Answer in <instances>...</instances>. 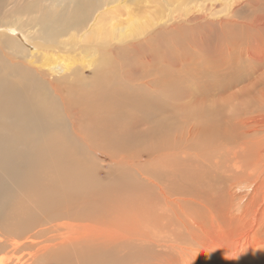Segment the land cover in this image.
I'll list each match as a JSON object with an SVG mask.
<instances>
[{
  "label": "bare ground",
  "instance_id": "1",
  "mask_svg": "<svg viewBox=\"0 0 264 264\" xmlns=\"http://www.w3.org/2000/svg\"><path fill=\"white\" fill-rule=\"evenodd\" d=\"M42 1L39 12L48 11L57 15L61 21L68 23L65 30H58L53 22L46 26L42 24L41 29L35 30L36 24L31 21L27 27L21 26L15 33L21 32L27 38L38 35L41 53L67 40L70 48L79 56L85 55L82 56L84 60L81 65L91 72L82 71L81 77L92 74L93 85L90 91L87 90L89 84H86L79 92H73L72 87L67 92L70 97L73 93L85 94L84 102L80 95L77 97L78 105L81 103L80 106L84 107L81 117L87 120H93L96 115L111 118L110 112L106 111L109 108L124 112L125 122L133 120L136 111L147 103L149 92L160 91V86L168 87L169 82L163 78L164 65L160 60H169V56L164 54L158 58L159 49L163 54L162 46L151 47L155 38L146 32L142 26L144 22L132 16L128 18L126 26L121 27L116 23L115 16L108 21L103 20L110 11L118 13L116 8H111L115 0ZM77 1L93 10V19L84 21L85 24L78 25ZM194 1L193 8L187 7ZM217 1L213 0L215 6ZM178 2L182 3V0ZM183 2L186 6L181 5L184 8L182 15L171 16L169 20L164 15L157 18V24L162 29L175 32L176 26L172 24H177V27L183 28V32L187 30L194 34L202 23H218L222 30L230 25V40L227 42L216 39L209 41L204 37L205 40L196 39L189 43V50L202 56L200 65L204 69L217 65V71H213L216 76H230V89L226 95L218 99L212 94L202 95V98L196 96L179 106L183 113L178 129L185 132L181 135V141L189 143L195 154L190 155L191 159L188 160L187 156H182L187 149L168 139L163 141L153 156L145 160L139 157L141 161L134 162L124 157L118 159L121 154L110 142L93 140L90 148L102 160L109 161L108 165L132 167L135 163L144 164L147 161L153 167V173L147 180L142 173L136 169L134 171L135 178L147 185L132 183L130 173H121L117 177L106 173V191L86 183L85 187L64 194L59 190L60 185L56 186L55 183L69 182L74 185L79 181V177L73 175V161L63 157L64 151L57 138L43 139L44 143H51L50 153L55 155L52 161L45 162L48 168L40 166V169L47 171V178L51 182L45 197L53 203L57 200L63 210L56 214L57 220L50 223L52 232L49 239L42 242L33 239L36 244L32 251H25L31 247V243L15 239L12 254L1 260L0 264H21L24 259L36 260L45 255L44 264H102L104 254L109 256L113 252L108 245L129 241L152 244L155 249L152 264H264V0H228L225 2L227 15L217 18H211L207 13L213 5L204 8L197 0ZM227 22L230 24H225ZM168 23H172L171 26ZM196 24L198 28L195 31ZM104 30L109 32L108 36L100 34ZM8 31L10 38H13V33ZM159 37L161 40L162 37ZM55 39L59 41L57 44ZM94 48L99 56L109 50L110 57L104 61L94 56L87 60V53ZM184 49V46H180L179 51ZM20 50L18 45L16 54ZM165 51L170 50L166 48ZM24 55L23 68L34 75L46 76L48 87L43 80L32 82L24 76L15 80L26 89L33 87L28 99L48 106L40 109V112L49 123L54 117L59 118L53 109L55 102L59 98L65 101L62 90L55 82L59 80L58 77L75 81V75L80 71L71 75L70 65H48L47 61L51 59L43 57L38 60L34 52ZM12 64L21 65L20 62ZM138 66L146 68L138 70ZM118 68L121 70L119 73L116 72ZM154 71H157L156 76L148 75ZM123 81L130 90L124 87ZM3 95L2 107L6 117L15 115L17 123L15 126L0 123V139H6L10 131L21 127L20 116L16 117V104H11L5 93ZM221 102L229 105V109L224 114L223 128L216 135L214 128L219 115L226 108L222 107ZM101 112L104 116H101ZM194 112H203L199 122L192 117ZM70 120L68 114L66 123H70ZM71 124L75 126L74 121ZM91 126L97 134L103 132V137L112 138L107 125L100 126L94 121ZM31 129L33 135L30 139L33 141L39 136L40 128L34 123ZM118 130L122 131L119 126ZM127 130L124 127V131ZM88 133L94 134L91 130ZM75 136L76 133L70 138ZM123 138L115 137L116 140ZM226 145L230 146V155L235 150L232 158L235 166L228 177L221 179L213 170L217 162L196 154L201 149L211 153V149ZM191 166L196 167L192 169ZM30 175L37 178L35 171ZM39 178L42 183L41 175ZM32 181L34 196L38 197L39 187L36 188V181ZM179 236L186 241L182 242Z\"/></svg>",
  "mask_w": 264,
  "mask_h": 264
},
{
  "label": "rangeland",
  "instance_id": "2",
  "mask_svg": "<svg viewBox=\"0 0 264 264\" xmlns=\"http://www.w3.org/2000/svg\"><path fill=\"white\" fill-rule=\"evenodd\" d=\"M197 1L204 8L213 5L207 10L211 18L227 15V3L225 2L228 0L217 1L216 5L218 7L213 4V0ZM40 2L43 3L42 0H0V123H6L11 126H15L17 123L15 115L9 118L6 117L2 107L3 93L10 99L9 102L11 104H16L18 113L16 117L20 116L21 119L20 129L12 130L8 133L6 139H0V261L5 260L12 254L13 246L16 243L15 239L31 243V247L25 249V251H32L35 248L36 243L32 241L33 239L38 242L49 239L52 232V225L50 223L56 221V214L63 210V207L57 200H54L53 203L45 197V192H47L51 182L47 178V171L40 169V166L43 165L48 168L45 162L52 161L55 155L50 153L51 143H44L43 139L47 137L57 138L62 145L61 150L64 151L63 157L72 159L73 161V167H71L73 168V175L75 177L78 176L79 181L74 182V185L69 182L55 183L56 186L60 185L59 190L64 194L71 192L73 189L85 187L84 184L86 183H90L106 191L107 178L104 175L106 173L112 177H117L121 173H130V181L132 183L146 186L145 182L135 178L134 171L136 169V171L142 173L143 178L147 180L148 176L153 173V167L148 165L147 161L144 164L135 163L132 167L108 165L109 161L102 160L90 148L91 141L97 139L106 140L114 146L116 152L121 154L118 156V159L124 157L126 160L139 162L153 156L163 141L169 139V141L184 146L187 149V153L182 156H187V159L190 160V155L195 153L191 151L189 143L181 141V135H184L185 132L178 129L183 113L179 106L186 100L196 96L202 98V95L207 96L208 94H212L215 99H218L226 95L230 89V76H216L213 71H217V65H209L207 70L204 69L200 65L202 56L197 55L193 50H189L191 46L189 43L196 39L205 40V38H209V41L212 39L221 42L229 41L230 25H227V28L222 30L218 27V23L211 25L202 23V27L200 28L196 24L195 31L197 28L198 30L192 34L187 30L183 32V28L177 27V24L168 23L170 26L171 24L173 27L176 26L175 29L177 31L167 32V30L162 29L157 24L159 20L157 18L164 15L169 20L171 16H180L184 9L183 6H186L183 0L182 3H179L178 0H115L116 3L111 8H116L118 13L110 11L105 14L103 20L108 21L115 16L116 23L121 27H125L128 18L132 16L139 19L141 23L144 22L142 26L146 28V32L155 38L151 47L159 48L158 46H162L163 54L159 49L158 58L164 54L169 56V60H160V63L164 65L163 78L169 84L166 89L160 86V91L156 93L149 92L150 97H148L147 103L136 111L133 120L125 122L123 120L124 112L109 108L106 111L110 112L111 118L96 115L93 120H87L80 116L84 107L80 106L81 103L79 105L77 103L79 95L81 101L84 102L85 94L73 93L70 97L67 93L70 90L69 87L73 88V92H79L86 84H89L88 91H90L93 85L92 74L86 75L83 78L81 77L82 71L91 72L81 65L85 55L79 56L74 49L70 48L68 45L70 42L67 40H63L65 43L57 44L59 41L56 39L55 44L57 45L44 49L41 53L38 35H35L33 38H27L21 32L15 33L21 26L27 27V23L31 21H34L36 24L35 30L41 29L42 24L46 26L49 22H53L58 30H65L68 23L61 21L57 15L48 11L39 12L41 8L39 6ZM195 3L194 1L193 5L191 4L187 7L193 8ZM75 6L79 17L78 25L85 24L89 19H93V15L91 14L93 10L80 5L78 1ZM168 7L170 8L167 9ZM43 21L46 22L43 23ZM225 24L230 23L227 22ZM8 30L13 33V38H10ZM157 33L162 37L161 40H159L160 37L157 36ZM100 34L108 36L109 32L104 30ZM18 45L21 47V50L16 54L15 51L18 50ZM180 46H184L185 49L179 51ZM166 48L170 51H165ZM209 49L212 50V47H209ZM31 52H34L39 57L38 60H41L43 57L51 59L47 61L48 65L54 63L65 64L67 67L70 65L72 68L70 74L78 70L80 71L75 75L77 78L75 81H71V78L58 77L59 80L55 82L58 88L62 90V99L65 101H60L61 98H59L55 102L56 105L53 106V109L56 113L55 116L59 118L54 117L49 123L44 114L40 112V109L44 110L48 106L44 107L43 103L32 102L28 99V95L31 93L33 87H27L26 89L25 86L19 85L15 80L19 76L29 78L33 80L32 82L34 80H43L44 85L48 87L46 76L34 75L33 72L22 66L24 54L29 55ZM93 56L104 61L110 57V54L108 50L104 52V55L99 56L96 48H94L87 53V60ZM127 57L129 58L130 56L127 54ZM123 60L125 61V58ZM12 62H20L21 65H13ZM142 68L145 69L146 67L138 66V70ZM116 72L119 73L121 70L118 68ZM148 75L154 77L157 75V71L150 72ZM27 84L29 83L27 82ZM123 85L127 90H130L126 85V81H123ZM137 92L144 91L137 90ZM221 103L222 107L226 106V108L219 115L218 123L214 128L216 135L223 128L222 126L225 121L224 114L229 109V105H226L225 102ZM93 106H96L94 105V101ZM33 108L34 112H32ZM214 110L216 111V109ZM174 111L176 112L174 113ZM68 114L71 116L70 123H66V116ZM100 114L104 116L103 112ZM201 114L203 112H194L192 117L198 121ZM72 121H74L75 126H72ZM94 121L99 123L100 126L102 124L107 125L111 129L109 131L113 135L112 138L103 137V132L97 134L91 126ZM34 123L40 128V133L39 136H36L31 141L30 136L33 135L31 125H34ZM118 126L122 129L121 132L118 130ZM124 127L126 130L128 129L126 132L124 131ZM90 130L94 134H89ZM74 133L77 136L70 138ZM114 136L117 138L123 136L124 138L123 140H116ZM176 139L177 141H175ZM234 153L235 150L230 155V146L226 145L211 149V153L201 149L196 155L200 158H209L216 161L217 164L213 167V170L223 179L230 175V170H233L235 166L232 160ZM139 157H141V160H138ZM195 167L191 166L192 169ZM27 171H35L37 178L35 179ZM39 175L43 178L42 183H40ZM32 180L36 181V188L39 187V191L37 192L38 197L34 196V183ZM178 238L182 242L186 241L182 236ZM108 248L113 250V252L109 256L106 253L104 254L102 264L153 263L152 260L154 258L152 254L155 252V249L150 243L137 244L134 241H129L116 245H108ZM45 256H40L36 260L24 259L21 264H44Z\"/></svg>",
  "mask_w": 264,
  "mask_h": 264
}]
</instances>
